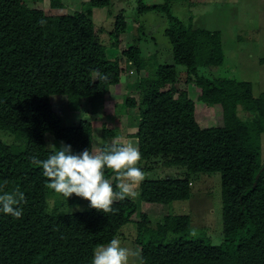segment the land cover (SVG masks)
<instances>
[{
	"label": "trees",
	"instance_id": "obj_1",
	"mask_svg": "<svg viewBox=\"0 0 264 264\" xmlns=\"http://www.w3.org/2000/svg\"><path fill=\"white\" fill-rule=\"evenodd\" d=\"M42 1L29 5L26 0H0V130L12 136L11 141L0 140V187L7 192L19 188L26 198L20 205L22 218L0 212V264H92L94 249L116 238L127 223L136 226L141 264H264V91L255 95L250 80L200 74V67L224 62L221 30L195 26L191 19L186 23L171 12L173 0L138 1L140 13H167L165 33L175 63L185 67L186 82H195L200 100L222 105V125L203 127L189 93L166 88L181 79L175 64L160 62L156 53L146 58L138 45L121 47L128 27L124 12L116 15L109 34L126 62L108 56L92 15L94 8L111 0H89L73 12H63V3L51 0L52 10L61 9L58 13L47 12ZM41 19L47 21L43 26ZM130 67L146 71L135 82L139 98L126 97L117 112L138 109L133 115L137 129L129 135L138 139L142 160L147 162L144 169L153 170L157 164L150 162L160 157L167 158L163 165L185 167L177 176L145 177L139 198L157 204L188 199L198 173L220 172L223 237L219 243L206 232L193 235L189 214L167 213L155 222L146 214L135 219L139 202L133 197L114 202L113 213L91 207L48 212L47 197L56 193L46 187L42 168L30 158L46 159L61 144L71 145L73 153L98 152L96 122L84 117L65 124L51 96L62 94L70 109L85 104L87 112L96 113L111 86ZM47 134L53 137L51 147L46 144ZM103 135L99 151L110 146L106 139L118 132L104 127ZM105 177L113 178L116 188L115 173L106 169ZM71 197L82 200L75 194Z\"/></svg>",
	"mask_w": 264,
	"mask_h": 264
},
{
	"label": "rangeland",
	"instance_id": "obj_2",
	"mask_svg": "<svg viewBox=\"0 0 264 264\" xmlns=\"http://www.w3.org/2000/svg\"><path fill=\"white\" fill-rule=\"evenodd\" d=\"M31 5L33 0H26ZM63 3V12L82 10L89 0H60ZM139 0H111L104 7L94 8L92 19L101 41L107 47L108 56L113 59L120 57L125 63L126 58L122 54V46L138 45L143 50L146 58L154 53L158 54L160 62L173 63L181 72V79L175 84H168L166 88H172L176 94L186 90L195 102V114L198 122L203 127L218 126L223 123V109L220 103H205L198 98L199 88L194 81L186 82L184 66L175 63L171 43L165 33L169 25L168 15L165 11L149 10L140 13ZM146 3H162L165 0H144ZM47 12H61V9H53L51 0H43ZM171 12L195 26L208 29H219L222 32L224 62L220 65L200 67V74L209 77H229L246 79L253 83L255 95L264 91V0H173ZM124 12L128 27L122 36L121 49L113 45L110 30L114 28L115 17ZM143 25V28L141 27ZM142 72L135 67H130L127 72L121 73L120 82L112 85L106 95L103 107L96 113L85 110V104L78 110L70 109L67 99L62 94H53L51 101L53 107L60 111L65 124L76 123L80 118L93 120L94 146L99 151L105 141L103 128H114L118 135L109 137L108 142L118 141L122 144L137 146L138 139L130 136L137 129V120L133 117L138 113L135 107H128V113L117 112L125 98L135 96L139 98V91L135 88V82L141 77ZM240 108V114H242ZM244 113V112H243ZM0 140L11 141L12 136L6 131L0 130ZM261 159L264 161V132L261 135ZM47 146L53 144V137L47 134ZM138 147V146H137ZM167 158L155 159L153 170H146L147 162L141 160L139 167L143 168L145 177L177 176L184 172L185 167L163 165ZM145 162V163H144ZM110 182L113 178L109 179ZM191 195L188 199H178L167 204L144 202L139 198V186L136 187V195L133 197L139 202V208L133 215L135 219L143 218V214L149 215L152 221L162 218L167 213L189 214L191 218V231L193 235L206 232L212 240L219 243L223 237L222 219V187L221 174L215 172H201L193 179ZM119 181H117V184ZM59 194L50 193L47 197L48 212L65 211L76 212L89 209V201H71ZM73 200V199H72ZM77 206H79L78 210ZM72 209V211H71ZM136 226L134 223L125 224L117 237L122 246L133 252H139L138 257L130 258V264H141V248L136 242ZM107 245V244H106Z\"/></svg>",
	"mask_w": 264,
	"mask_h": 264
},
{
	"label": "clouds",
	"instance_id": "obj_3",
	"mask_svg": "<svg viewBox=\"0 0 264 264\" xmlns=\"http://www.w3.org/2000/svg\"><path fill=\"white\" fill-rule=\"evenodd\" d=\"M39 23L43 26L47 21L41 19ZM141 160L142 154L137 146L118 141L98 152L84 149L73 153L71 145L61 144L59 150L53 151L46 159L30 158L33 165L42 168L47 188L66 200L75 194L89 201L91 208L105 214L115 211L113 204L117 200L136 195L134 189L145 179V173L139 167ZM106 169L115 173L119 191L105 177ZM22 202H26V198L19 188L7 192L0 187V212L20 219L23 215ZM77 208L82 210L79 206ZM138 256L139 252L131 251L122 246L120 239L113 238L107 245L94 249L92 264H130V258Z\"/></svg>",
	"mask_w": 264,
	"mask_h": 264
},
{
	"label": "water",
	"instance_id": "obj_4",
	"mask_svg": "<svg viewBox=\"0 0 264 264\" xmlns=\"http://www.w3.org/2000/svg\"><path fill=\"white\" fill-rule=\"evenodd\" d=\"M257 177H259V174H257Z\"/></svg>",
	"mask_w": 264,
	"mask_h": 264
}]
</instances>
